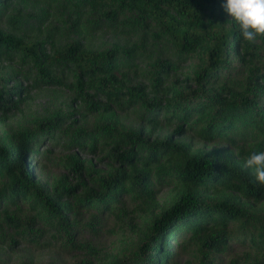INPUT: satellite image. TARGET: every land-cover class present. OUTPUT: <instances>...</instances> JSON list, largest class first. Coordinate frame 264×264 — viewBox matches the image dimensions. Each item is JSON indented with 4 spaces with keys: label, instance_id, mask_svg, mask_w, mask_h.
Instances as JSON below:
<instances>
[{
    "label": "rangeland",
    "instance_id": "1",
    "mask_svg": "<svg viewBox=\"0 0 264 264\" xmlns=\"http://www.w3.org/2000/svg\"><path fill=\"white\" fill-rule=\"evenodd\" d=\"M0 32L12 34L25 43H40L49 55L71 42H78L82 49H117L121 52L118 78L126 86H141L148 98L161 99L163 103L165 100L154 88L156 76L164 85H172L176 80L191 81L206 64L202 52L176 47L157 21L148 19L143 23L135 12L119 7L77 10L65 0H14L0 9ZM125 48L132 49L130 57L123 53ZM228 60L227 67L202 84L221 95H225V89L253 94L264 68V37H257L253 56L242 58L230 52ZM254 69L258 71L254 73ZM192 84L195 86V82ZM13 86L25 89L22 96H27L18 101L19 96L13 95L18 104L5 113L0 110V141L13 140L20 144L26 139L27 161L49 187L61 178L75 184L74 173L66 164L79 159L87 185L99 189L96 179L106 173L111 164L107 156L111 141L105 138L102 129L109 122L138 130L150 141L173 133V140L202 151L228 150L243 167L251 153L264 151V124L254 108L242 117L251 122L249 125H240L228 131L226 138L209 142L202 137L199 125L175 132L176 122L163 120L169 112L158 111L154 115L139 102L128 104L125 99L115 102L103 99L99 107H94L82 98L75 65L70 62L50 60L39 69L29 57L10 53L0 59V90ZM253 95L252 98L264 105V92ZM46 119L55 122L50 129L41 123ZM77 138L81 141L77 142ZM153 187L160 203L171 199L170 186L156 183ZM83 193L84 186L79 185L71 192L70 206L65 207L63 199L58 201L72 227L69 229H54L49 224L53 211L36 212L29 204L19 201L12 211L24 223L0 227V263L79 264L89 261L105 264L115 256L135 257L140 252V229L152 226L140 209L141 198L125 196L119 201L112 200L115 212L110 214L100 212L97 202L86 205ZM243 200L250 209L264 203V199L254 197ZM66 208L69 210L65 211ZM232 225L233 232L240 234V238L229 241L222 252H211V264H244L250 251L243 234L249 233L251 228L241 222ZM187 238L180 235L179 244L177 240L170 242L167 264H184L189 260L204 264L202 256L207 248Z\"/></svg>",
    "mask_w": 264,
    "mask_h": 264
},
{
    "label": "trees",
    "instance_id": "2",
    "mask_svg": "<svg viewBox=\"0 0 264 264\" xmlns=\"http://www.w3.org/2000/svg\"><path fill=\"white\" fill-rule=\"evenodd\" d=\"M12 1L0 0V9ZM65 1L77 10L119 7L135 12L143 23L153 19L170 35L176 47L202 52L206 64L191 81L176 80L172 85H164L156 76L154 88L165 100L163 103L161 99L148 98L141 86H126L118 78L117 63L121 61V52L117 49H82L78 42H71L49 55L40 43H25L12 34L0 32V59L14 53L21 58L29 57L39 69L50 60L70 62L75 65L82 98L94 107H99L103 99L110 102L125 99L128 104L139 102L154 115L158 111L169 112L163 120L175 121V132L199 125L202 137L209 142L226 138L228 131L240 125H249L251 122L242 117L251 108L264 124V105L252 98L256 92H264V68L253 94L225 89V95H221L202 84L227 67L230 52L244 58L245 55L253 56L255 51V43L242 38L238 24L222 8V0ZM123 53L130 57L132 49L125 48ZM257 71L254 69V73ZM22 92L25 89L15 86L0 90V110L5 113L18 104L13 95L23 101L27 94L22 96ZM41 123L46 124L47 129L55 124L47 119ZM102 129L112 148L107 153L110 169L95 182L99 189L87 185L79 159L66 164L74 173L75 184H69L68 178H61L49 187L27 161L26 139L20 144L13 140L0 141V227L3 224L23 225L22 218L12 211L22 200L33 211H53L49 224L54 229L72 228L58 201L63 199L65 207L70 206L71 192L82 185V200L86 205L97 202L100 212L112 214L115 212L112 200L137 196L141 198V211L151 220L152 226L140 229V255L137 252L131 258L115 256L105 264H167L168 246L172 240L179 244L180 235L188 237L189 242L199 241L205 246L207 251L203 252L202 260L204 264H211V252H222L229 241L240 238L232 229V224L238 222L251 228L249 233L243 234L250 251L244 264H264V203L250 209L243 200L248 197L264 199V185L254 182L252 173L228 150L202 151L173 140V133L150 141L140 131L118 127L114 122L104 124ZM76 141L81 140L77 138ZM93 142L96 146L95 138ZM156 183L171 187V199L167 203L157 199L153 187ZM184 264L195 263L189 260Z\"/></svg>",
    "mask_w": 264,
    "mask_h": 264
},
{
    "label": "clouds",
    "instance_id": "3",
    "mask_svg": "<svg viewBox=\"0 0 264 264\" xmlns=\"http://www.w3.org/2000/svg\"><path fill=\"white\" fill-rule=\"evenodd\" d=\"M221 6L238 24L244 40L255 43L264 37V0H222ZM244 167L251 170L254 182L264 185V151L251 153Z\"/></svg>",
    "mask_w": 264,
    "mask_h": 264
}]
</instances>
